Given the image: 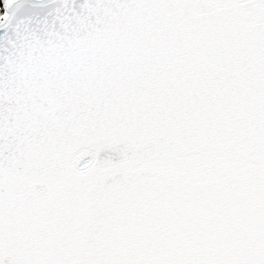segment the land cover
I'll return each instance as SVG.
<instances>
[{
  "label": "snow or ice",
  "instance_id": "6c2138e0",
  "mask_svg": "<svg viewBox=\"0 0 264 264\" xmlns=\"http://www.w3.org/2000/svg\"><path fill=\"white\" fill-rule=\"evenodd\" d=\"M0 264H264V0H0Z\"/></svg>",
  "mask_w": 264,
  "mask_h": 264
}]
</instances>
